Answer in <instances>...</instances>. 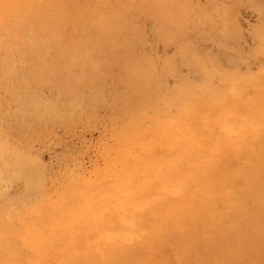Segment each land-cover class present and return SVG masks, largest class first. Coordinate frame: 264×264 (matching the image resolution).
Here are the masks:
<instances>
[{
  "label": "rangeland",
  "instance_id": "1",
  "mask_svg": "<svg viewBox=\"0 0 264 264\" xmlns=\"http://www.w3.org/2000/svg\"><path fill=\"white\" fill-rule=\"evenodd\" d=\"M63 1L75 40L0 78V264H264V128L222 112L241 92L264 116V0Z\"/></svg>",
  "mask_w": 264,
  "mask_h": 264
},
{
  "label": "bare ground",
  "instance_id": "2",
  "mask_svg": "<svg viewBox=\"0 0 264 264\" xmlns=\"http://www.w3.org/2000/svg\"><path fill=\"white\" fill-rule=\"evenodd\" d=\"M189 0H186L183 2L185 7V12L188 13L189 11ZM253 3V2H252ZM166 4L169 6H172L175 4V0H166ZM77 6V2H73L72 7H66L63 0H0V40L8 46V51L6 54L5 59L3 62L0 60V78L3 76H7L10 66L12 65L13 58L15 56H19L18 58L23 59L26 56L30 55L32 52H34L35 49L40 47V45L47 44L49 41L48 39L52 35L56 38L57 34L61 30H65L68 32V35L65 39L66 42H72L75 40L73 37V31L78 29V25L75 27L72 26V24L67 22V19L69 17V22L72 23L71 17L75 13L73 12V9ZM171 8V7H170ZM167 10V9H166ZM177 11V10H176ZM199 12V11H197ZM199 14V13H198ZM177 15V14H176ZM232 15V14H231ZM201 16V15H200ZM202 17V16H201ZM56 19L59 20L56 22ZM65 19V20H63ZM61 20V21H60ZM184 18L181 17V22H183ZM121 24V23H120ZM115 27V26H114ZM129 28V27H127ZM221 30V28H219ZM76 33V32H75ZM81 33V32H80ZM66 35V32H65ZM78 35V34H77ZM65 37V36H64ZM78 37V36H77ZM76 37V38H77ZM122 36H116L114 39L109 43V46L112 45H125L129 44L131 40L129 38L125 37L124 39L121 38ZM164 37V36H162ZM172 38V37H170ZM47 40V41H46ZM0 41V42H1ZM169 41V40H168ZM173 41V40H172ZM64 44V43H62ZM191 48V47H190ZM188 46H180V53L182 55H186L188 52L190 53L192 50H190ZM32 49V50H31ZM69 55V54H68ZM84 53H72L69 56V60L71 62L77 61L78 56H84ZM192 55V54H190ZM89 56V55H88ZM133 56V55H132ZM187 57V55H186ZM83 58V57H82ZM198 59V58H197ZM198 61V60H197ZM85 60H83V63ZM150 62V61H149ZM162 63V61H161ZM159 63V65L161 64ZM202 62H200L201 64ZM149 64V63H148ZM157 64V63H156ZM171 64V63H170ZM150 65V64H149ZM203 70L208 73L212 74L215 68V64L213 62H204L201 64ZM167 67V66H166ZM79 71V70H78ZM137 72V71H136ZM79 73V72H78ZM85 73V71L81 70V76ZM159 73V72H158ZM153 75V76H149ZM157 72L154 73L153 70H149V73L145 79L146 82H151L156 79ZM234 80V79H233ZM238 83V82H237ZM243 85V84H242ZM33 87V86H32ZM243 87V86H242ZM241 88V87H240ZM175 90V89H174ZM188 91V88L186 86L183 87L182 91ZM250 90V89H248ZM247 90V93L250 94ZM263 90V89H262ZM246 91V90H245ZM189 94V91L187 92ZM213 93V92H212ZM233 93V91H232ZM179 94V93H178ZM227 94V93H226ZM231 95V93L229 94ZM234 97L233 101L231 100L230 104L226 105L222 109V112L224 116L226 117V125L231 129V131H234L235 134L239 136L245 137V134L247 131L250 132V129L252 131L253 126L260 125L262 128H264V116H261L258 114V111L251 105L246 106L241 103L242 99V93H233L232 95ZM252 96V95H251ZM221 97V96H220ZM227 97V96H226ZM248 97V96H246ZM230 98V97H229ZM245 98V97H244ZM251 99V97H248V99ZM258 98V97H257ZM200 99V98H199ZM218 99V98H217ZM220 99V98H219ZM232 99V98H231ZM249 99V100H250ZM264 100V99H262ZM222 101V99H221ZM246 101V99H245ZM227 103V102H226ZM246 103V102H245ZM244 103V104H245ZM193 108V104L190 102ZM207 104V103H206ZM208 105V104H207ZM223 106V105H222ZM218 107V106H217ZM258 108V107H257ZM261 108V107H260ZM206 111V110H205ZM213 111V110H212ZM262 111V110H260ZM259 111V112H260ZM264 111V110H263ZM151 112V111H150ZM215 112V111H214ZM188 114V112H187ZM214 114V113H213ZM244 114L247 115V118H244ZM189 115V114H188ZM218 116V115H217ZM188 117V116H187ZM220 117V116H219ZM203 125V124H202ZM202 127V126H201ZM208 129L209 126L207 125ZM212 127V126H210ZM213 128V127H212ZM217 128V127H216ZM215 128V129H216ZM255 128V127H254ZM214 129V128H213ZM212 129V130H213ZM255 130V129H254ZM206 131V130H203ZM202 131V132H203ZM210 131V129H209ZM208 131V132H209ZM211 133V132H209ZM252 133V132H250ZM222 134V133H221ZM220 134V135H221ZM249 134V133H248ZM211 136V135H210ZM184 137V136H183ZM204 138V137H202ZM223 138V136H222ZM221 138V139H222ZM224 140V139H223ZM177 142H180V139H176ZM220 141V140H219ZM263 141V136L258 133L257 139L255 140V143L259 145ZM140 142V141H139ZM251 142V141H250ZM181 143V142H180ZM225 143V140L222 142ZM244 144V143H243ZM249 145V144H248ZM262 144H260L261 146ZM136 146V145H135ZM138 146V145H137ZM226 146V145H224ZM220 147V146H219ZM251 147V146H250ZM2 147H0L1 150ZM139 148V146H138ZM223 148V146H222ZM219 149V148H218ZM250 149V148H249ZM262 149V148H261ZM187 152V148L185 149ZM247 150V149H246ZM2 151V150H1ZM219 151V150H218ZM221 151V150H220ZM244 151V150H243ZM258 151V150H257ZM185 152V151H184ZM254 152V151H253ZM259 152V151H258ZM262 152V151H261ZM263 153V152H262ZM252 154V153H251ZM250 154V155H251ZM4 155V154H3ZM137 155V154H136ZM244 159L246 158L247 154L246 152H243ZM249 155V153H248ZM264 155L260 154V156ZM240 156V155H239ZM238 156V157H239ZM211 157V156H210ZM216 157V156H215ZM253 157V156H251ZM250 157V159H251ZM255 157V155H254ZM253 157V158H254ZM240 158V157H239ZM258 158V157H257ZM260 158V157H259ZM225 159V158H224ZM227 159V158H226ZM248 159V158H247ZM263 159V158H262ZM196 160V159H195ZM253 160V159H252ZM256 160V159H255ZM254 160V161H255ZM259 160V159H257ZM261 160V158H260ZM194 162V159L193 161ZM248 162V161H247ZM188 163V162H187ZM250 163V162H249ZM255 163L258 164V161ZM17 164V163H16ZM254 164V163H253ZM20 166H22L20 164ZM248 167V166H246ZM21 169L23 167H20ZM25 168H27L25 166ZM242 172L240 173V177L245 179L243 182L244 186L239 188H246L250 189L254 186L253 181H256V178L258 177L259 172L256 171H248L246 168H242ZM258 169V168H257ZM256 169V170H257ZM16 170V169H15ZM250 170V169H249ZM17 171V170H16ZM27 172V169H24L23 172ZM22 172V173H23ZM24 172V173H25ZM32 172V170H31ZM31 174V173H30ZM205 176V175H204ZM136 180V179H135ZM149 180V179H148ZM166 180V178H163V183ZM205 180V178H204ZM151 181V180H150ZM254 181V183H255ZM156 182V181H155ZM205 182V181H203ZM242 182V181H241ZM154 184H157L154 183ZM207 185V184H206ZM150 186V185H149ZM158 186V185H157ZM201 186H204L202 184ZM120 188V187H119ZM161 188V187H160ZM163 191L161 192V195H166L167 192H169V185L168 181L163 185ZM113 192V190H110ZM159 191V190H158ZM109 192V191H108ZM157 192V191H156ZM153 193V192H152ZM199 194V193H198ZM196 194V195H198ZM4 196V195H3ZM106 197V196H105ZM103 197L102 199H105ZM116 198V197H115ZM223 199V198H222ZM109 200V199H108ZM107 200V201H108ZM217 200V199H216ZM124 201V200H123ZM222 201V200H221ZM103 202V200H101ZM120 202V201H119ZM126 201L125 203H127ZM132 205V203H130ZM101 205V204H100ZM99 205L100 209L101 206ZM104 205V204H103ZM122 205V204H121ZM129 205V204H128ZM226 205V204H225ZM123 206V205H122ZM214 206V205H213ZM130 207V206H129ZM135 207V206H134ZM215 207V206H214ZM112 208V207H111ZM110 208V209H111ZM124 208V207H123ZM154 209V208H153ZM212 209V208H211ZM124 210V209H123ZM128 211V209H126ZM145 211V210H144ZM95 212V209H94ZM121 212V211H120ZM119 212V213H120ZM97 213V212H95ZM123 213V211H122ZM127 214V213H125ZM131 214V213H130ZM122 215V214H121ZM131 216V215H130ZM127 217H129L127 215ZM126 219V216L124 217ZM133 218V217H132ZM127 220V219H126ZM125 220V221H126ZM202 240V238H201ZM74 249V248H73ZM235 261V260H234Z\"/></svg>",
  "mask_w": 264,
  "mask_h": 264
}]
</instances>
